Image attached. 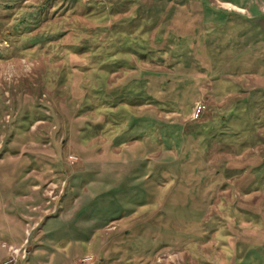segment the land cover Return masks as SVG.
<instances>
[{"label": "rangeland", "instance_id": "obj_1", "mask_svg": "<svg viewBox=\"0 0 264 264\" xmlns=\"http://www.w3.org/2000/svg\"><path fill=\"white\" fill-rule=\"evenodd\" d=\"M0 264H264V0H0Z\"/></svg>", "mask_w": 264, "mask_h": 264}]
</instances>
